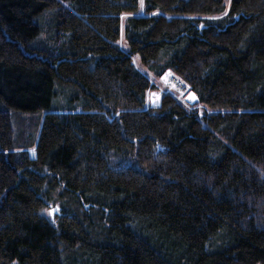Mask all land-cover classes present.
I'll list each match as a JSON object with an SVG mask.
<instances>
[{"label": "trees", "instance_id": "1", "mask_svg": "<svg viewBox=\"0 0 264 264\" xmlns=\"http://www.w3.org/2000/svg\"><path fill=\"white\" fill-rule=\"evenodd\" d=\"M15 263L264 264V0H0Z\"/></svg>", "mask_w": 264, "mask_h": 264}, {"label": "rangeland", "instance_id": "2", "mask_svg": "<svg viewBox=\"0 0 264 264\" xmlns=\"http://www.w3.org/2000/svg\"><path fill=\"white\" fill-rule=\"evenodd\" d=\"M165 77H166V78H165ZM168 77H169V75L166 76V75L164 74V75L162 76V78L159 80V82H161V85H160V84H159V85H160L163 89H165V90H168V88H167V86H168V85H167V79H168ZM171 89H172V88H171ZM159 91H161V92L163 91V92H164V90H159ZM154 92H157V91H154ZM156 102H157V99L154 100V103H156ZM55 207H56V205H53V204H52V205L47 209L46 215L49 216L50 213H51V214L54 216V215L56 214V211H55L56 209H55ZM15 264H18V263H15Z\"/></svg>", "mask_w": 264, "mask_h": 264}, {"label": "water", "instance_id": "3", "mask_svg": "<svg viewBox=\"0 0 264 264\" xmlns=\"http://www.w3.org/2000/svg\"><path fill=\"white\" fill-rule=\"evenodd\" d=\"M167 73L170 74L171 71H168ZM192 96H194L195 99H191L190 97H192ZM186 100H187V102H188L189 104H191V105H194V104H196L197 102H199V98L197 97V95H196L194 92H191V93L187 96ZM30 157H31V159L34 160V161L37 159V152H36V150H32V151L30 152Z\"/></svg>", "mask_w": 264, "mask_h": 264}, {"label": "built area", "instance_id": "4", "mask_svg": "<svg viewBox=\"0 0 264 264\" xmlns=\"http://www.w3.org/2000/svg\"><path fill=\"white\" fill-rule=\"evenodd\" d=\"M170 84H172L174 86L176 85L177 88H179L178 89L179 91L183 90V88H184V85L181 82H179L177 78H172L170 81Z\"/></svg>", "mask_w": 264, "mask_h": 264}, {"label": "snow or ice", "instance_id": "5", "mask_svg": "<svg viewBox=\"0 0 264 264\" xmlns=\"http://www.w3.org/2000/svg\"><path fill=\"white\" fill-rule=\"evenodd\" d=\"M191 99H195V97L194 96H192V97H190Z\"/></svg>", "mask_w": 264, "mask_h": 264}]
</instances>
